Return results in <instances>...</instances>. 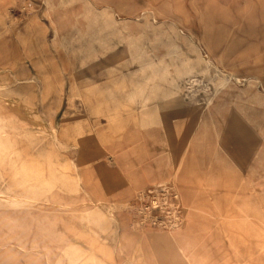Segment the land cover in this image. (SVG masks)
<instances>
[{"label": "rangeland", "instance_id": "obj_1", "mask_svg": "<svg viewBox=\"0 0 264 264\" xmlns=\"http://www.w3.org/2000/svg\"><path fill=\"white\" fill-rule=\"evenodd\" d=\"M38 1V12L56 13L70 33L57 32L58 50L66 51L58 86L37 87L57 101L33 104L22 119L9 116L10 103L1 102L7 86H0V213L28 217L58 190L81 193L79 159L89 145L114 144L131 127L155 131L197 114L201 139L169 147L188 153L195 146L211 160L213 190L192 206L172 183L147 189L138 207L122 204L134 210L128 223L136 234L154 228L172 235L191 224L198 236L213 237V254L228 264H264V47L247 63L227 51L236 25H245L237 21L244 0H110L114 5L102 7ZM11 9L30 12L20 3ZM107 206L110 213L86 215L89 256L74 245V264H115L121 214L115 203Z\"/></svg>", "mask_w": 264, "mask_h": 264}, {"label": "crops", "instance_id": "obj_2", "mask_svg": "<svg viewBox=\"0 0 264 264\" xmlns=\"http://www.w3.org/2000/svg\"><path fill=\"white\" fill-rule=\"evenodd\" d=\"M90 1L99 7L114 5L110 0ZM13 3H20L30 12H14ZM152 3L148 2V6ZM39 5L38 0H0V86H7V92L3 88L1 102L10 103L5 105L9 116L21 119L31 115L33 104L57 101L37 87L58 86L61 53L66 51L58 50L57 32L60 29L62 38L70 33L67 28L62 30L59 23L66 20L59 19L56 13L38 12ZM133 5L137 10L138 4ZM114 10L120 17L119 11ZM242 20L245 25H236V32L245 33V38L235 32L227 51L235 62L247 63L255 60L264 47V0H244L243 8L237 12V21ZM232 76L243 79L234 71ZM248 79L262 81L253 75ZM198 117L195 114L179 123L142 133L131 127L114 144L89 145L78 160L82 168L81 193L58 190L50 205L28 217L1 211L0 264H74L75 246L82 252L86 250L89 256L90 226L86 215L93 211L110 213L107 204L112 202L116 204L114 212L121 214L113 253L115 264H228L222 255L213 254V237L198 236L197 227L190 224L174 235L154 228L136 234L128 223L134 210L122 207H138L137 198L144 191L167 183L176 185L192 206L194 200L204 196L203 191L213 190L211 160L203 159L195 146L188 153L169 147L201 139L196 134L204 122L199 119L201 122L196 125L194 120ZM174 128L177 132L172 136ZM150 139L154 140V148L147 151L144 146ZM85 259L82 257L81 261Z\"/></svg>", "mask_w": 264, "mask_h": 264}]
</instances>
